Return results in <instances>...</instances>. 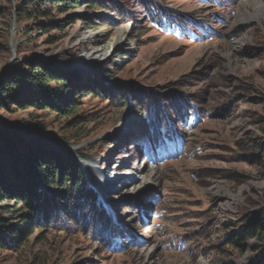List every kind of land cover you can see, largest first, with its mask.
<instances>
[{
	"label": "rangeland",
	"instance_id": "rangeland-1",
	"mask_svg": "<svg viewBox=\"0 0 264 264\" xmlns=\"http://www.w3.org/2000/svg\"><path fill=\"white\" fill-rule=\"evenodd\" d=\"M27 1L0 0V88L30 71L24 62H47L67 73L64 89L50 88L76 110L8 105L0 125L23 128L14 135L25 155L37 148L74 162L71 174L105 210L74 216L69 200L38 222L0 191V227L16 232L0 264L256 263L264 243L230 242L264 220V0H78L18 23ZM147 4L184 25L151 23ZM40 22L62 28L42 32ZM179 99L199 101L197 114L176 126L175 142L158 143L152 108ZM76 118V135L88 136L80 141L67 129Z\"/></svg>",
	"mask_w": 264,
	"mask_h": 264
},
{
	"label": "trees",
	"instance_id": "trees-1",
	"mask_svg": "<svg viewBox=\"0 0 264 264\" xmlns=\"http://www.w3.org/2000/svg\"><path fill=\"white\" fill-rule=\"evenodd\" d=\"M47 3L53 9L52 11L61 15L69 9L75 8L78 0H28L16 9L17 22L30 20L37 22L40 19H47L51 15V10L45 9ZM146 8L150 22L153 24L161 25L162 21H167L169 25L177 27L184 25L183 20L169 17L159 6L147 4ZM61 28L62 24L56 22L49 24L40 22L37 30L47 32V30H60ZM27 31L28 29L25 30V32ZM24 64L30 71L17 72L0 88V109L8 105H17L22 109L40 105L43 107L42 109H52L64 113L66 117L73 116L76 104L69 106V104L63 103L57 98V93L50 88V84H54L58 89H64V86L70 83L67 73L47 62L30 60ZM13 89L23 90L29 96V100L16 95L12 96ZM194 102H188V104H192L189 106L179 99L177 103L173 102L172 109H165V105L160 107L159 104L158 109L152 108L154 111L152 119L156 123L154 133L158 143L165 138L172 142L180 138L181 133L176 129V126L184 125L192 110L194 115L197 114V110L193 109V106L199 101ZM173 115L176 116L173 117ZM76 120L77 118L68 125L67 129L72 132L73 141H80L88 136L86 134L79 135V133L76 135V132L79 131V126H77L79 123ZM22 131L23 128L16 129L12 126L0 125V191L8 197L15 194V200L20 204V209L24 210L26 217L35 218L38 222L40 218L45 220L50 210H60V204L67 207L69 200L74 201L73 205H69L73 209L74 216L80 211L89 215L88 211H94V207H99L102 211L105 210L97 193L85 188L84 179L82 177L75 178V174H71V171L77 169L74 162L60 154L51 152L42 154L37 148L33 153L29 151L25 155V152L19 148V141L14 135ZM75 172L77 175V171ZM56 199L59 202L57 205ZM37 227H39V223ZM13 234L16 232L0 227V245L5 243L10 246L13 243ZM249 240L264 243L263 219H252L244 226L239 235L234 240L232 239L230 244L239 246ZM254 264H264V253Z\"/></svg>",
	"mask_w": 264,
	"mask_h": 264
},
{
	"label": "bare ground",
	"instance_id": "bare-ground-1",
	"mask_svg": "<svg viewBox=\"0 0 264 264\" xmlns=\"http://www.w3.org/2000/svg\"><path fill=\"white\" fill-rule=\"evenodd\" d=\"M246 17V16H245ZM244 18V17H243ZM242 18V19H243ZM245 20V19H244ZM126 31L125 30H120L119 32H117V34L114 36V38L112 40L109 41L107 48L104 52H106L105 55H107L109 53V51H111L112 49H114L115 47H117L120 43H122L123 37L125 36ZM103 55V54H102ZM132 176V174L128 175V177L130 178ZM134 176V175H133ZM100 181V180H99ZM100 183V182H99ZM99 185V184H98ZM104 187V186H103Z\"/></svg>",
	"mask_w": 264,
	"mask_h": 264
}]
</instances>
